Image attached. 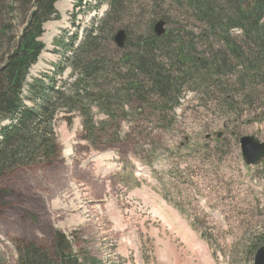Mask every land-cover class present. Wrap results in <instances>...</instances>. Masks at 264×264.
<instances>
[{"label":"rangeland","instance_id":"374dc122","mask_svg":"<svg viewBox=\"0 0 264 264\" xmlns=\"http://www.w3.org/2000/svg\"><path fill=\"white\" fill-rule=\"evenodd\" d=\"M103 1L56 4L58 18L44 26L46 48L30 70L24 99L35 79L46 83L58 64L67 66V45L105 17L109 8L100 6ZM10 5L0 0V20ZM119 9L106 21L115 35L126 31L125 46L102 45L114 63L133 51L151 21H166L171 40H184L189 31L200 45L201 23L194 16L187 20L175 0H125ZM14 33L0 35V65L14 47ZM235 40L246 47L242 36ZM211 41L215 50L224 49L218 38ZM197 49V57L208 55ZM233 63L234 71L221 75L222 87L203 78L183 87L174 111L159 106L155 96L144 102L128 98L124 109L116 100L114 116L95 132L91 146L83 140V118L74 114L70 125L61 113L57 163L18 167L0 179V264H17L21 243L53 250L57 232L82 259L89 255L97 264H254L253 243L262 239L259 248L264 246V163L247 166L240 139L264 142V86L254 73L246 84L238 81L240 68ZM71 73L67 67L57 86L71 82ZM87 116L100 123L103 114L91 106Z\"/></svg>","mask_w":264,"mask_h":264},{"label":"trees","instance_id":"16d2710c","mask_svg":"<svg viewBox=\"0 0 264 264\" xmlns=\"http://www.w3.org/2000/svg\"><path fill=\"white\" fill-rule=\"evenodd\" d=\"M59 1L11 0L10 7L2 10L0 35L5 37L4 32L12 29L15 33L13 38L9 37L14 47L0 65V179L18 167L57 163L61 148L56 124L61 113L66 114L65 120L70 125L74 114L83 118L86 132L83 140L91 146L95 144V132L114 116L116 100L125 104L124 109L128 98L136 97L144 102L155 96L159 106L174 111L179 106L183 87L194 86V82L202 78L222 87L221 75L228 69L234 71V61L240 68L238 81L246 84L254 73V81L264 86V0H175L185 8L187 20L194 16L201 23L200 45L197 46L194 33L181 29L179 33L185 31L188 35L184 40H171L170 30L159 38L154 31L159 20L151 21L142 29L133 51L116 63L102 45L115 42L114 29L106 20L120 13L125 0H104L100 6L109 8L105 17L85 30L81 37L76 34L67 45V66L58 64L54 77H44L46 83L35 79L29 88L30 97L24 99L23 90L30 70L46 48L41 41L44 26L58 18L56 4ZM147 1L161 5L167 0ZM18 26L21 33H17ZM235 31L239 34L233 37ZM239 35L246 47L235 40ZM211 37L218 38L225 45L224 49L215 50ZM75 41L79 42L76 49ZM199 47L208 55L197 57ZM1 56L0 61L4 54ZM67 67L72 68V81H63L62 87L57 86L56 78L63 76ZM112 80L118 82L116 87L110 85ZM190 90L199 92L194 88ZM91 106L103 114L100 123L93 116H87ZM261 240H255L252 250L257 251ZM53 241L51 251L21 243L17 264H97L89 255L82 259L64 233H55Z\"/></svg>","mask_w":264,"mask_h":264},{"label":"water","instance_id":"95a60500","mask_svg":"<svg viewBox=\"0 0 264 264\" xmlns=\"http://www.w3.org/2000/svg\"><path fill=\"white\" fill-rule=\"evenodd\" d=\"M166 22L160 20L155 26V34L162 37L166 34ZM127 40V33L120 30L116 37L115 43L118 48L122 49ZM242 157L248 166H258L264 162V142H261L254 136H245L240 139ZM254 264H264V246L260 247L254 258Z\"/></svg>","mask_w":264,"mask_h":264},{"label":"bare ground","instance_id":"6f19581e","mask_svg":"<svg viewBox=\"0 0 264 264\" xmlns=\"http://www.w3.org/2000/svg\"><path fill=\"white\" fill-rule=\"evenodd\" d=\"M160 38V37H159Z\"/></svg>","mask_w":264,"mask_h":264}]
</instances>
